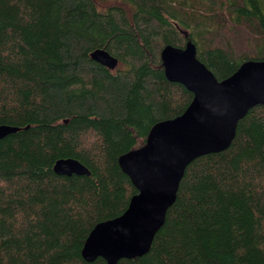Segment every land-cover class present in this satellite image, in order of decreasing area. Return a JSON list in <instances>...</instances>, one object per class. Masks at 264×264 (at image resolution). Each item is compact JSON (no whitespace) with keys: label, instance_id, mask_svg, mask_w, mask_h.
Segmentation results:
<instances>
[{"label":"trees","instance_id":"16d2710c","mask_svg":"<svg viewBox=\"0 0 264 264\" xmlns=\"http://www.w3.org/2000/svg\"><path fill=\"white\" fill-rule=\"evenodd\" d=\"M186 42L217 81L263 61L264 0H0V125L17 128L0 140V264H105L82 244L136 193L117 159L189 104L159 60ZM67 158L89 175H54ZM116 264H264V104L188 164L148 252Z\"/></svg>","mask_w":264,"mask_h":264},{"label":"water","instance_id":"95a60500","mask_svg":"<svg viewBox=\"0 0 264 264\" xmlns=\"http://www.w3.org/2000/svg\"><path fill=\"white\" fill-rule=\"evenodd\" d=\"M89 59L107 70L117 66L116 58L103 49L90 52ZM159 60L165 79L183 86L191 100L180 115L153 125L142 146L117 159L136 193L119 216L91 228L80 250L84 262L100 258L105 264H116L145 255L188 164L227 149L237 122L248 110L264 104V60L245 61L221 81L196 59L191 42L182 48L164 46ZM16 131L0 125V140ZM51 171L63 177L89 175L68 158L56 160Z\"/></svg>","mask_w":264,"mask_h":264}]
</instances>
